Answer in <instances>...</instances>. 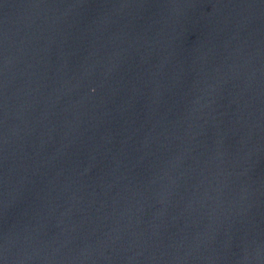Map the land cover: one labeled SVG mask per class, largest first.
<instances>
[{"label":"water","instance_id":"1","mask_svg":"<svg viewBox=\"0 0 264 264\" xmlns=\"http://www.w3.org/2000/svg\"><path fill=\"white\" fill-rule=\"evenodd\" d=\"M0 264H264V0H0Z\"/></svg>","mask_w":264,"mask_h":264}]
</instances>
